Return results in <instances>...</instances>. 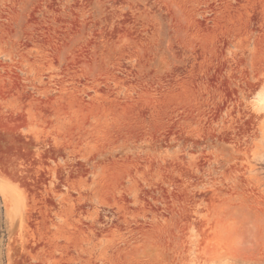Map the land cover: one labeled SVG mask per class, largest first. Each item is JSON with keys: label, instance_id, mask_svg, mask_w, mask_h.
<instances>
[{"label": "rangeland", "instance_id": "rangeland-1", "mask_svg": "<svg viewBox=\"0 0 264 264\" xmlns=\"http://www.w3.org/2000/svg\"><path fill=\"white\" fill-rule=\"evenodd\" d=\"M0 264H264V0H0Z\"/></svg>", "mask_w": 264, "mask_h": 264}]
</instances>
